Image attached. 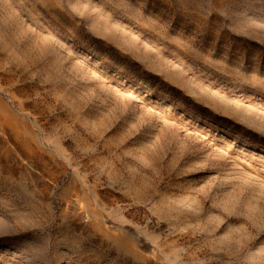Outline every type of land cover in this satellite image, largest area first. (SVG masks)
Here are the masks:
<instances>
[{
	"label": "rangeland",
	"instance_id": "obj_1",
	"mask_svg": "<svg viewBox=\"0 0 264 264\" xmlns=\"http://www.w3.org/2000/svg\"><path fill=\"white\" fill-rule=\"evenodd\" d=\"M0 264H264V0H0Z\"/></svg>",
	"mask_w": 264,
	"mask_h": 264
}]
</instances>
